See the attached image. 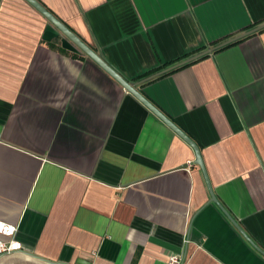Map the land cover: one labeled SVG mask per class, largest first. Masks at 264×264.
I'll return each mask as SVG.
<instances>
[{"label": "crops", "instance_id": "obj_1", "mask_svg": "<svg viewBox=\"0 0 264 264\" xmlns=\"http://www.w3.org/2000/svg\"><path fill=\"white\" fill-rule=\"evenodd\" d=\"M179 127L0 0V264H264V0H38ZM66 50V52L61 49ZM157 76L145 80L150 75ZM0 239L6 237L0 235Z\"/></svg>", "mask_w": 264, "mask_h": 264}, {"label": "water", "instance_id": "obj_2", "mask_svg": "<svg viewBox=\"0 0 264 264\" xmlns=\"http://www.w3.org/2000/svg\"><path fill=\"white\" fill-rule=\"evenodd\" d=\"M26 1L30 5H32L47 20V24L45 25L42 33L43 40L51 41L53 38H59L62 48L72 52H76V53L82 52L86 54L90 59H92L95 63H97L102 69H104L112 78H114L123 87L124 90L132 94L138 101H140L144 106H146L152 113H154L161 121H163L170 129H172L175 133H177V135H179L185 142H187L192 147L195 156L193 163L198 165L202 170V173L208 185V189L211 195V200L217 203V200L212 192V188L210 187V184L208 182L204 163L200 151L198 149V146L166 115H164L157 107L153 106V104L148 99H146V97L141 92H139V90L137 89V85L139 83L141 84L143 81L139 80L138 82L133 83L125 79L120 73H118V71L112 68L103 59L101 55H98V53H96L86 42H84L70 28H68L62 21H60L49 9H47L42 3H40V1L38 0H26ZM262 28H264V23L252 29H249L231 39H228L227 41H224L223 43L217 45L216 47L209 48L206 51H203L202 53L192 58L181 61L176 65H174V67L180 66L181 64H184L198 56L205 55L206 53H210L216 48H220L221 46L227 45L235 40L245 37L246 35L252 34ZM160 73L161 72L150 75L145 80L150 78L153 79V77L157 76Z\"/></svg>", "mask_w": 264, "mask_h": 264}, {"label": "built area", "instance_id": "obj_3", "mask_svg": "<svg viewBox=\"0 0 264 264\" xmlns=\"http://www.w3.org/2000/svg\"><path fill=\"white\" fill-rule=\"evenodd\" d=\"M17 226L0 221V235L6 239H0V253L21 250L22 243L16 238ZM165 264H186L184 259L175 253L169 255Z\"/></svg>", "mask_w": 264, "mask_h": 264}, {"label": "trees", "instance_id": "obj_4", "mask_svg": "<svg viewBox=\"0 0 264 264\" xmlns=\"http://www.w3.org/2000/svg\"><path fill=\"white\" fill-rule=\"evenodd\" d=\"M242 38H240V39H238V40H235V41H233V42H231V43H234V42H237V41H239V40H241ZM94 51H95V49L93 48V47H91ZM61 49V48H60ZM62 51H64V52H66V50H64V49H61Z\"/></svg>", "mask_w": 264, "mask_h": 264}]
</instances>
